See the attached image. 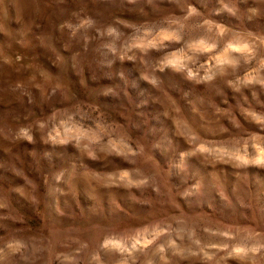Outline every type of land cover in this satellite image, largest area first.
<instances>
[{
  "label": "rangeland",
  "instance_id": "obj_1",
  "mask_svg": "<svg viewBox=\"0 0 264 264\" xmlns=\"http://www.w3.org/2000/svg\"><path fill=\"white\" fill-rule=\"evenodd\" d=\"M0 264H264V0H0Z\"/></svg>",
  "mask_w": 264,
  "mask_h": 264
}]
</instances>
